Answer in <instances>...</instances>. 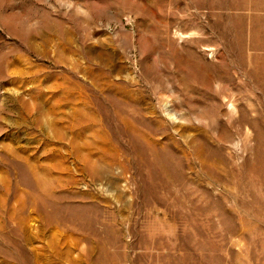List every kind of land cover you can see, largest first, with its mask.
I'll use <instances>...</instances> for the list:
<instances>
[{"label": "rangeland", "instance_id": "374dc122", "mask_svg": "<svg viewBox=\"0 0 264 264\" xmlns=\"http://www.w3.org/2000/svg\"><path fill=\"white\" fill-rule=\"evenodd\" d=\"M0 264H264V0H0Z\"/></svg>", "mask_w": 264, "mask_h": 264}]
</instances>
